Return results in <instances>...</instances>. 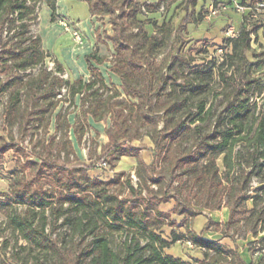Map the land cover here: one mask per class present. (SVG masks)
<instances>
[{"label":"trees","instance_id":"trees-1","mask_svg":"<svg viewBox=\"0 0 264 264\" xmlns=\"http://www.w3.org/2000/svg\"><path fill=\"white\" fill-rule=\"evenodd\" d=\"M43 1L53 9L55 18L57 0H0V103L7 96L4 122L26 126L31 122H43L45 133H48L51 118L62 101L58 97L62 95V90L67 88L71 96L82 92L84 116L91 114L98 120L111 115L112 125L106 129L109 142L103 146L97 161L67 163L65 168L87 173L97 163L109 159L115 161L124 155L134 156L138 159L137 169L147 167L148 177L158 184L159 189L144 196L142 190L129 182L128 186L135 197L121 199L113 192L101 193L103 189L95 190L79 183V189L72 191V185H68L67 211H76V225L87 227L79 228L80 242L66 249L70 253H64V248L53 238V232L48 231L50 220L45 210L52 206L48 199L34 201L41 210L39 224H34L32 219L24 215L10 214L15 230L21 232L34 246L58 252L55 254L60 264H252L240 253H225L220 241L206 237L204 230L196 232L189 227L184 234L172 230L171 242L182 238L191 241L194 246L206 250L204 257L185 259L166 253L165 248L170 242L161 230L165 224L173 225L174 221H171L170 213L163 211L159 205L174 199L176 205L173 212L185 217L201 214L203 208L213 209L225 205L230 209L229 219L225 223L227 226L238 225L245 218L252 224L251 229L257 226L264 228V209H258L257 200L253 208H249L246 203L251 198L248 190L254 176L259 177L262 183L258 191H261L260 199L264 198V115L255 116L257 104L252 96L255 92L263 93L264 89V82L256 76V72L264 68V47L257 49L253 46L257 40V30L262 24L245 14L238 34L226 36L215 47L224 51L219 64L221 77L218 78L231 90L223 99V109L212 116L214 120L205 131L195 122L197 119L204 121L207 115L211 116L213 107L207 106V98L201 95L195 103V111L192 109V100L199 90L211 85L216 74L215 67L200 65L201 69L196 74L182 67L177 76L162 72L159 78H155L156 73L150 71L148 58L138 56L141 48L151 53L163 43L162 39L148 33L146 25L153 24L158 33L171 32L169 21L159 25L154 19H142V6L137 0H87L93 14L110 16L113 27L110 39L116 58L111 70L120 75L124 93L129 98L137 99L135 103L127 99L113 101L121 92L108 86L93 64V60L101 63L108 60L107 57H100L96 53L87 56L91 70V79L87 83L81 80L71 83L65 79L62 76L65 69L58 59L54 60L57 64L54 70L48 67L46 58L51 53L44 48L41 35L31 31L39 18L38 9ZM163 3L164 0L148 3V12H155ZM196 3L197 0H187L186 15L174 28V34L181 43L186 42L184 33L188 24L204 18L203 12L195 17L194 10H188L190 5L195 7ZM255 3L257 1L250 4ZM133 27L138 31L134 32ZM203 42L197 41L191 48H203ZM226 65L229 69L224 70ZM37 66V74L28 72V69ZM173 67L170 65L171 72ZM199 72L206 75L200 84ZM109 88L115 90L106 94ZM67 114L63 109L57 114L56 132L61 131L65 142L71 143V124ZM84 122H87L86 119ZM139 123L151 127L148 137L153 143V159L149 164H144L140 152L148 145H136L130 138V133L138 129ZM82 125L76 126L79 134L84 131ZM188 132L197 137L194 146L183 150L174 149V160L162 168L160 161L166 159L176 145V137ZM221 154H224V173L218 162ZM185 176L189 177L192 194L188 199L183 198L181 191L187 182ZM85 177L93 186L99 184V180L92 181L88 175ZM176 182L180 186L173 188ZM21 198L26 199L24 193ZM192 198L197 201L192 202ZM72 218L74 214L66 221ZM213 222L210 218L209 223ZM120 231L124 232V240L116 241L115 235ZM87 236H91L90 239L87 240ZM209 250L216 253H208ZM12 258L14 256L9 257ZM257 264H264L262 257H259Z\"/></svg>","mask_w":264,"mask_h":264},{"label":"rangeland","instance_id":"rangeland-1","mask_svg":"<svg viewBox=\"0 0 264 264\" xmlns=\"http://www.w3.org/2000/svg\"><path fill=\"white\" fill-rule=\"evenodd\" d=\"M137 1L142 6L140 17L142 19H154L159 25L165 21L162 20L161 16L167 15L169 5L172 2V0H164L163 5L157 8L155 12H148L149 8L147 4L156 2H148L146 0ZM185 1L186 0H181L177 7H181ZM44 2L46 1H43L38 9L39 18L31 27L33 34L38 33L39 25L46 20L44 10L41 12ZM183 8L184 5L181 9ZM177 14L178 16L180 15L179 12L174 10L168 20L172 26L171 32L164 31L163 33H158L153 24L149 23V27L147 26L148 24L146 25L148 33L156 36L158 39H162L163 43L153 49L151 53H147L144 47L141 48L138 51V56L140 58H148L150 71L156 73L154 76L155 78H159L162 72L177 76V74L181 73L180 69L182 67H184L187 72H193L194 74L201 69L199 68L201 67L200 65L208 68L215 67L216 74L211 85L205 86L203 90H199L193 97L196 100H192L194 105L192 109L195 111V103H197L201 95L207 98V106L212 105L213 107L211 116L207 115L204 121L197 119L195 122L201 125L206 131L210 128L212 120H214L212 116H215L223 109V99L226 98L227 93L231 90L230 87L227 88L224 85L221 78H218L221 77L219 71L222 69L219 64L222 61L224 51L216 49L213 47L214 44L206 39L203 40L205 41L203 42L204 44H201L203 48L192 49L191 46L196 44L198 40H195L189 31L184 33L186 42L181 43L174 34V28H176L175 23L179 21ZM107 17L108 22L111 23L110 16L107 15ZM161 20L163 22H161ZM133 31L137 32L138 29L133 27ZM226 36L228 35L226 34ZM206 45L209 48H207ZM55 59L57 58L52 54L46 58V64L50 69L54 70L56 68L57 64L54 61ZM108 60L111 64L116 61L115 51L110 52ZM170 65L174 66L172 72L169 70ZM223 69L226 70L229 69V67L226 65ZM38 71L39 66L28 69V72H31L32 75L37 74ZM62 76L67 79L66 72L63 73ZM256 76L260 77L264 82V68L256 72ZM198 77L200 80L198 82L199 84L202 83L201 81L204 78L206 79V75H203V72H199ZM179 82L178 80L177 83ZM109 89L110 91H105L106 94H110L115 90V88ZM252 96L257 104L255 116L264 115V89L263 93L260 94L255 92ZM58 97L63 101L62 109L64 112L69 113L75 109L74 98L69 94L67 88L62 90V95ZM122 99H127L133 103L137 101L135 98H129L124 91L121 92L120 96L114 97L113 101ZM6 100L7 96H4L2 98V103H0V124L4 122L1 119V115L4 116ZM185 109H187V107H185ZM4 123L5 127L0 129L4 135L0 137V200L2 201L0 203V264H60V259L58 255L55 254L58 252L34 246L22 236L21 232L15 230L13 223L10 221L9 215L15 213L32 219L34 224H39L41 221V210L36 206L35 200L40 201L45 198L52 202V206L47 207L45 210L50 220L48 231L53 232V238L57 239L59 245L64 248V253H70L66 251V249L80 242L79 228L87 227L76 225V211H67V208H69V201L66 200V197L68 193H70L68 185H72V191L79 189V183L87 185L95 190L103 189L101 193L104 191L106 193L113 192L118 194L121 199H131L135 197V194L128 186L129 182L135 185L139 190H142L144 196H149V193L152 194L155 190L159 189L158 184L153 183L148 177L147 167L142 166L140 169H137L138 160L137 165L133 167L129 162L119 166V161L122 157L115 161L109 159L106 161V165L97 163L96 166L87 173L82 170L65 168L64 165L67 163L97 161L101 155L102 150L101 148L99 149V139L89 133L88 127L86 128L87 123L84 124L82 120L79 121L78 126L83 124L84 131L79 134L80 140L77 146H74L72 141L71 143L65 142L61 131H55L51 134L48 129V133H45V125L43 122H38L39 124H37V122H31L27 126L21 125V123L11 125V123L6 121ZM150 131L151 127L148 124L139 123L138 129L130 133V138L133 139L134 143L137 145H147V143H149L148 139H150L148 137ZM52 138L54 139L53 141ZM196 140V135L189 132L176 137V145L172 147L173 149L167 154L166 159H161L160 166L162 168L169 166V163L174 160L173 154L176 149L179 148L183 150L191 148L196 143ZM128 144L129 143H127V145ZM2 146H5V149L10 148L3 150L4 148L1 149ZM142 149L144 150V148ZM223 157L224 154L218 157L222 173H224L225 170ZM147 158L149 160L150 156ZM144 164L149 163L144 161ZM139 170L141 171L140 173ZM87 175L92 181L95 179L99 180V184L93 186L91 182L86 180L85 176ZM184 179H187V182L183 184L181 191L183 193V198L188 199L192 197L190 193L189 177L185 176ZM261 185L262 183L259 177L254 176L251 179L248 190L251 198L246 200L249 208H253L255 205L254 201L257 200L258 209H264V198L260 199L261 191H258ZM176 186L179 187L180 184H177V182L174 183L173 188ZM22 193L25 194V200L21 198ZM196 201V198H192V202ZM175 205L176 201L174 199L168 202H162L159 205L163 211L170 213L171 221H174L173 225L165 224L161 230L164 237L170 242L169 246L165 248L166 253L181 256L185 259H201L204 257L206 250L189 244L186 239L182 238L178 242H171L170 234L172 230L184 234L189 227L192 230L197 229L198 232L204 230L206 237L220 241L226 251L225 253H240L243 258L248 255L249 260L246 261L252 264H257L259 262V257H262L264 260V228L261 226H257L256 229H251L252 224L248 223L249 221L247 222L245 218H242L238 225L232 224L231 226H227L225 223L228 221L229 216L227 220L219 221L223 211H226L228 214L230 212L228 206L225 205L213 209L203 208V212L200 214L201 217L198 219L204 222L207 219V221L202 224L201 222L195 221L197 215L194 217H185L175 214L173 212ZM223 208H225V210ZM73 214L74 218L66 221L67 218L73 217ZM210 218L215 222L210 224ZM86 233L88 234L89 232L86 231ZM90 237L91 236H87V240L90 239ZM115 240L123 241L124 232H117ZM208 253L216 252L214 250H209ZM13 256L14 258H12V260L9 259V257ZM229 263L225 262L224 264Z\"/></svg>","mask_w":264,"mask_h":264},{"label":"crops","instance_id":"crops-1","mask_svg":"<svg viewBox=\"0 0 264 264\" xmlns=\"http://www.w3.org/2000/svg\"><path fill=\"white\" fill-rule=\"evenodd\" d=\"M146 1L157 2L158 0ZM180 1L181 0H172L171 4L169 5V11L167 15L165 14L161 16L163 21H168L174 10L179 12L180 15L178 16L177 14L179 21H176V27L179 25L187 12V0L183 4V9H181L183 5H181L179 8L177 7ZM252 1L259 0H197L195 7L190 5L188 10L191 12L194 10L195 17H198L199 14L203 12L204 18L202 20L189 23L187 31H189L193 35V38L198 40V42L206 39L209 40L210 43L214 44L213 47H216L220 45L223 42V39L226 37L227 28L229 25L233 24L238 32L242 26L245 13L238 11L234 7V3L241 2L250 4ZM215 2H217V4H227L228 9L218 16L212 17L211 19H206L209 7L212 4H215ZM43 10L45 12L46 20L44 23L39 25L38 33L42 37L44 48L54 55L62 64L65 69L67 79L71 83H76L79 80H81L83 83L89 82L91 79V70L87 56L92 53H96L100 57L108 58L110 52L115 51L114 44L110 39V36L113 34V27L112 24L108 22L107 15L93 14L87 0H57V18H53V9L47 2L43 3L41 12ZM62 19H65L72 27L77 28L82 33L84 36L83 44H76L72 34L64 28V25L61 22ZM162 20L161 22H163ZM260 24L262 25L259 27L256 33L257 40L253 42V46H255L257 49L264 47V21H262ZM149 25L150 24L147 26L149 27ZM93 64L99 69L102 78L108 86H113L120 92H123L121 77L119 74L111 70L112 64L109 60L106 59L101 63H97L95 60H93ZM76 86H78V84H76ZM82 95V92H76L74 94L73 100L75 103V109L67 114V119L71 124L69 137L74 146H77L80 140V135L79 132L76 131V126L79 124L80 120L84 121V119H86L87 124L84 122L87 125L86 128L88 127V131L92 136H96L99 139V149L101 148L102 150L103 146L109 142V136L106 132V129L112 125V117L110 114L98 120L95 119L91 114H88L87 116L85 115L83 117L81 105ZM62 103L63 101L60 102L51 118L49 125V133L51 134L56 131V116L63 108ZM1 119L4 121L3 115H1ZM4 127L5 123L3 122L0 124V129H3ZM1 136L4 135L0 130V137ZM148 141L149 143H147V148H144V150L141 149L140 152L143 161L150 163L153 159V143L151 139H148ZM149 156L150 158L148 160L147 157ZM137 160L138 159L134 156L124 155L119 161V166L129 162L130 165L135 167L137 165ZM223 209L225 210V208ZM228 216L229 214L226 211H223L219 221L227 220ZM200 217L201 215L198 214L195 218V221L204 224L207 219L205 222L202 220L200 221L198 219ZM194 231L198 232L197 229H194ZM178 241L180 240H177L176 242ZM244 258L247 261L249 260L248 255L247 257L244 256Z\"/></svg>","mask_w":264,"mask_h":264},{"label":"built area","instance_id":"built-area-1","mask_svg":"<svg viewBox=\"0 0 264 264\" xmlns=\"http://www.w3.org/2000/svg\"><path fill=\"white\" fill-rule=\"evenodd\" d=\"M234 7L238 11H242L245 14H249L250 19L258 20V23H261L262 21H264V0H259L254 5L237 2V3H234ZM227 9H228L227 4H212L209 7V11L206 15V19H211L212 17L218 16L222 12L226 11ZM61 22L64 25V28L72 34V37L74 41L76 42V44L84 43V36L77 28L72 27L65 19H62ZM237 34H238V31L235 28V26L233 24L229 25L227 28V35L236 36ZM219 50L223 51L222 48H219ZM101 164L106 165V161H104ZM188 243L191 245L193 244L191 241H188Z\"/></svg>","mask_w":264,"mask_h":264}]
</instances>
